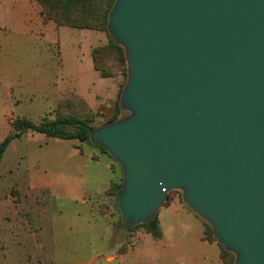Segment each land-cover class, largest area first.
<instances>
[{"label": "water", "instance_id": "obj_1", "mask_svg": "<svg viewBox=\"0 0 264 264\" xmlns=\"http://www.w3.org/2000/svg\"><path fill=\"white\" fill-rule=\"evenodd\" d=\"M128 116L90 139L123 170L124 224L181 192L234 264H264V0H116Z\"/></svg>", "mask_w": 264, "mask_h": 264}, {"label": "crops", "instance_id": "obj_2", "mask_svg": "<svg viewBox=\"0 0 264 264\" xmlns=\"http://www.w3.org/2000/svg\"><path fill=\"white\" fill-rule=\"evenodd\" d=\"M66 29L80 30L83 34L79 40L81 47L77 60L68 55L62 43L61 34ZM98 33L59 27L55 22L47 21L44 8L37 0H0V146L7 137L15 134L14 123L18 118L32 121L29 113L44 114L47 101L56 108L70 98L83 99L103 126L117 115L122 88L119 80L103 78L93 62L95 47L92 45L95 40H100ZM25 36L59 45L56 72L43 69L31 73L28 60L25 62L28 64L20 62V56L14 52L24 51L20 39ZM84 44L87 46L86 55L82 50ZM24 140H27L28 154L16 155L20 160L17 165L21 166L23 161L35 164L31 187L21 192L16 185L11 189L0 184V211L15 205V213H11L14 217L6 215L0 223V230L6 233L10 242L18 244L16 248L19 250L37 253L38 258L44 256L45 228L39 219L46 213L38 195L52 191L66 194L83 210H77L69 234V257L83 260L79 264H224L222 247L209 233L207 223L183 203L178 193L169 195L168 203L157 214L159 236L155 237L143 229L130 238L128 245L125 241L121 248L107 250L104 242L117 232L118 226L117 220H111L103 211V204L109 198L107 191L115 176L107 178L101 182L100 188H96L95 178H91L89 184L87 172L89 163L100 165L99 157L94 154L89 162L78 140L48 137L33 131L12 140L0 166L8 151ZM46 147H51L50 152L54 153H47ZM109 169L113 172L112 166ZM10 174L13 175V171ZM66 177L72 181L64 182ZM32 193L37 195L36 203L28 202ZM99 195H104L103 202L95 201ZM22 206L26 211L18 212ZM28 209L33 211L32 217ZM103 218L106 219L104 230ZM96 243L104 248L97 251Z\"/></svg>", "mask_w": 264, "mask_h": 264}, {"label": "rangeland", "instance_id": "obj_3", "mask_svg": "<svg viewBox=\"0 0 264 264\" xmlns=\"http://www.w3.org/2000/svg\"><path fill=\"white\" fill-rule=\"evenodd\" d=\"M38 2V1H37ZM40 4V3H39ZM52 6L54 4L50 3ZM100 5L99 15L102 16L106 14L108 10V5L105 0H98L97 5ZM44 14L47 9V5H43ZM49 8V7H48ZM50 10V8H49ZM71 12L72 16L76 17L78 12H85L86 10H79ZM61 12V11H60ZM47 21H53L48 20ZM12 21V20H11ZM54 22V21H53ZM65 33L61 34L62 43L65 47V51L68 53L69 56L73 58V60H77L80 57V38L83 36L80 30L77 31H68L66 29ZM96 31V30H94ZM73 32V33H72ZM98 34L100 36V40H95L93 42V47L100 48L107 46L111 43V38L109 34L105 30H98ZM23 41L24 51H16L14 55L18 54L20 56V62H26L28 60L29 68L31 73H38L45 69L47 72H56L57 63H58V51L59 45L56 44H48L43 42L42 39L36 38L33 39L32 37H24V39H20ZM17 42V40H15ZM86 44L82 45L83 54L86 55ZM89 50V47H88ZM87 58V56H85ZM16 59V58H15ZM25 63V64H28ZM115 71L117 75L115 78L119 80V84L123 87L127 81V66L124 68L115 67ZM77 97L70 98L67 101L73 100L76 105H81V108L87 104L85 100L80 99ZM59 104L56 108H53V104L49 101L46 102L44 107V114H36V113H29L30 119L37 123V125L42 124L43 122H49L55 120L57 117L58 112L61 110L67 116L73 115V110L68 109L67 107H63L64 103ZM60 109V110H59ZM86 114V113H85ZM122 118L128 116L127 112L122 111L121 115ZM16 122V121H15ZM101 120L98 116L95 117V121L91 124L93 126H99L101 124ZM66 130H73L71 126L67 127ZM16 133V132H15ZM27 140L20 141L17 143L16 147L11 148L5 156V159L0 166V175L3 174L2 178H0V184H5L6 186L10 187L11 189L16 185L19 187L21 192L29 190L31 187V173L35 170V164L29 161H23L21 166H18V162L20 161L16 155L28 154L29 147L26 145ZM80 143V141H79ZM82 143V142H81ZM82 149L89 157V162L91 161L90 157L92 155H96L100 159V165L96 166L95 163H89L87 176L90 181L95 178V186L96 188H100L101 182L105 181L109 177L115 176V184L120 186L123 183V170L117 164V162L112 158V156L105 151H103L100 147L90 144V143H82ZM52 149L51 147H46L47 153L50 152ZM17 151V152H16ZM51 154L54 151L50 152ZM109 166H112V170L109 169ZM13 171V175L10 172ZM114 173V174H113ZM51 175V174H50ZM92 178V179H91ZM72 181L70 178L66 177L64 182L69 183ZM1 185V186H2ZM179 194V198L182 200V193L177 192ZM81 196V194H80ZM4 197V196H3ZM29 203H36L37 202V195L30 194L29 196ZM103 196L99 195L95 198L96 202H103ZM107 202L103 204V211L109 214V218L111 220H117V232L112 233L109 235V239H106L104 242V246L106 245L107 250H115L116 248H121L126 241V244L130 242V238L140 231H144V226H137V227H127L122 223L121 214L118 208L117 197L116 195L112 194L108 196ZM40 203H43L45 213L42 218L39 219V222L45 228V242H46V251L44 256H40L38 258L37 253L30 252L28 250H19L16 248L18 245L17 243L10 242L11 240L7 237L6 233H3L0 230V264H79L80 261L78 259H73L69 257V234L71 229V222L74 220L77 210H81L82 208L76 205L74 201H71L69 196L62 192H55L52 191H45L43 195H38ZM3 201V200H1ZM183 201V200H182ZM11 209L7 208L1 209L0 211V223L2 224L4 221V217L6 215L14 217L11 213H15V208ZM25 209V210H24ZM105 209V210H104ZM24 210V211H23ZM164 212V209H162ZM26 207H19L18 212H25ZM29 213L31 214L30 217L33 215V211L28 209ZM103 226L102 229L106 228V219H102ZM18 225V223H16ZM123 231L119 233L118 231ZM65 234V235H63ZM125 235V237H124ZM125 244V246H126ZM128 245V244H127ZM103 245L96 243L97 251H101L104 248ZM123 247L125 249L126 247Z\"/></svg>", "mask_w": 264, "mask_h": 264}, {"label": "trees", "instance_id": "obj_4", "mask_svg": "<svg viewBox=\"0 0 264 264\" xmlns=\"http://www.w3.org/2000/svg\"><path fill=\"white\" fill-rule=\"evenodd\" d=\"M37 1L42 6L47 5L48 11L45 12L47 19L53 20L59 27L65 26L75 29H87V30H96V31L103 29L108 32V27H107L108 16L116 0H105L108 5V10L106 11V14L102 16L99 15L100 13L99 10L101 7L99 4L97 5L98 0H37ZM50 3L54 4V6H52ZM48 7L50 8V10ZM72 9H75V11H79V10H86V11L80 13L78 12L77 16L74 17L71 14V12L74 11ZM92 54H93V62L95 69L101 73V76L103 78H115V76L117 75V72L115 71V67L124 68L125 70L127 66L124 50L112 38H111V43L109 45L100 48H95ZM122 89L123 87L121 88L120 95ZM63 107H67L68 109L73 110L74 112L73 115L67 116L61 108V110L59 109L60 111L58 112L55 120L49 122H43L40 125L33 123L27 118H18L14 123V128L16 133L7 137L0 146V162L12 140L19 138L21 135H23L28 131L43 133L48 137H56L61 139H72V140L76 139L82 143L93 144L90 139L91 133L95 129L103 126L100 125L95 127L91 124L92 122L95 121V117L97 115L90 110L87 104H85V106L81 108V105H76L73 100L66 101ZM121 113L122 110L118 106L117 115L109 123L121 119L122 118L120 116ZM69 126H71L73 130H66V128ZM101 149L105 151L103 148ZM123 183H124V177H123ZM123 183L120 186H118L113 181L111 183L109 190L107 191V195L109 196L114 194L116 195L118 200V195L123 187ZM124 225L130 228L132 227L127 224ZM139 226H144L145 229L148 232L152 233L155 237L159 236L158 215L150 222ZM208 231L213 236V232L209 225H208ZM222 258L224 264H234V260H235L234 255L229 252H226L223 248H222Z\"/></svg>", "mask_w": 264, "mask_h": 264}, {"label": "built area", "instance_id": "obj_5", "mask_svg": "<svg viewBox=\"0 0 264 264\" xmlns=\"http://www.w3.org/2000/svg\"><path fill=\"white\" fill-rule=\"evenodd\" d=\"M174 193H177V192H172V193H170L169 195L171 196V195H173Z\"/></svg>", "mask_w": 264, "mask_h": 264}]
</instances>
